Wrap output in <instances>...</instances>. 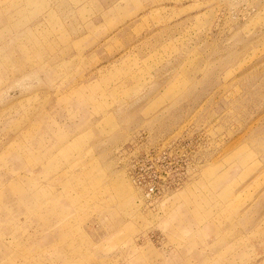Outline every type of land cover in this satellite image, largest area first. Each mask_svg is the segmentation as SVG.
Here are the masks:
<instances>
[{"label": "rangeland", "instance_id": "1", "mask_svg": "<svg viewBox=\"0 0 264 264\" xmlns=\"http://www.w3.org/2000/svg\"><path fill=\"white\" fill-rule=\"evenodd\" d=\"M0 264H264V0H0Z\"/></svg>", "mask_w": 264, "mask_h": 264}]
</instances>
